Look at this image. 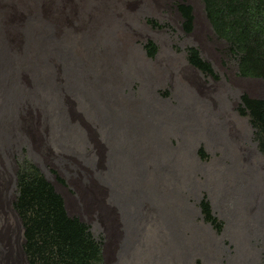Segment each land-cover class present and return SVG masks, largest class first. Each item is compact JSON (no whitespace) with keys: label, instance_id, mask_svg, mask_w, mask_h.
I'll return each mask as SVG.
<instances>
[{"label":"rangeland","instance_id":"1","mask_svg":"<svg viewBox=\"0 0 264 264\" xmlns=\"http://www.w3.org/2000/svg\"><path fill=\"white\" fill-rule=\"evenodd\" d=\"M180 4L191 8L193 24L189 33L181 29L183 20L176 8ZM0 40H4L0 45L8 54L9 76L18 75V82L28 80L30 75L24 67L32 61L41 67L40 78L50 82L55 95L58 93L52 98L40 94L39 98L30 89L10 90L14 96H10V103L15 105L14 110L8 109L10 118L23 114L36 123L37 131V124L44 123L45 128H41L47 137L42 139L50 140L57 156L68 162L73 157L92 172L104 167L99 157L104 149L101 140H109L97 123L98 114L94 119L93 75L107 76L103 66L107 60L112 63L108 72L124 81L117 90L118 98L134 104L150 98L153 112L152 119L147 120L152 124L146 123V128L153 133L149 134L151 140H163L169 156L180 162V172L184 175L187 170L194 192L183 190L180 195L199 208V214L191 215L189 224L210 225L200 210L202 200L210 205L213 218L220 224L218 231L210 225L216 236H226L215 262L235 264L242 247L254 256L253 264H264V157L256 149L255 131L248 117L238 112L242 94L252 99L264 96V82L237 75L235 58L226 44L214 37L205 20L202 0H0ZM147 43L155 49L152 57L147 56ZM187 48L197 51L198 57L210 66L212 76L202 75L187 64ZM30 71L37 73L34 67ZM74 77L80 78L76 81L78 92L72 86ZM16 106L20 112L16 113ZM22 139L4 158V166L10 167L14 195L10 202L16 215L13 204L17 176L32 165L61 196L67 215L85 224L91 237L100 243L102 264L177 263L162 245L156 248L151 243L150 219L145 211L140 229L128 235L132 243L129 250L120 256V240H112L105 219L97 212L87 213L76 207L80 203L78 191L62 168L43 162L30 147V139L25 135ZM108 198L106 203L110 205ZM223 203L227 207H221ZM240 221L247 222L255 233L247 234L239 243L244 228ZM20 231L22 240L18 243L23 250L22 226ZM183 232L185 239L190 237V231ZM25 257L27 261L26 254ZM194 264L210 261L197 256Z\"/></svg>","mask_w":264,"mask_h":264},{"label":"bare ground","instance_id":"2","mask_svg":"<svg viewBox=\"0 0 264 264\" xmlns=\"http://www.w3.org/2000/svg\"><path fill=\"white\" fill-rule=\"evenodd\" d=\"M26 49L24 48V50ZM59 53L58 55L62 52ZM63 54L65 56V53ZM8 59V54L0 45V264H28L21 245L18 243V240H22L20 231L22 225L12 210L10 202V198L14 196L11 194V177L8 173L10 167L4 166V158L11 155L14 146L17 145V140L21 141L23 135L30 139V147L38 158L47 164L52 163L61 167L69 177L77 189L80 199V203L74 205L79 206L87 213L97 212L105 219L110 227L112 240L114 242L117 239L120 240V256L129 250L132 243L129 241L130 239H127L128 235L133 231H138V228L140 229L139 221L141 223L142 217H145L143 213L146 212V217L150 219L151 243L156 248L162 245L165 253L175 257L176 264H194V258L197 256L204 257L210 261V264H219L217 261L215 262L214 258L218 253L220 254L221 240L226 236H216L210 225L189 224V218L193 214H199V208L185 202L186 199L180 195V192L185 190L193 193L192 183L190 184L187 170L184 175L183 171L180 172V162L176 157L169 156L163 140H151L152 135L149 136V134L153 133H148V128H146V123H150L147 118L151 120L153 112L150 109L152 104L149 103L151 102L149 97H145L142 104H134L125 101V98H118L117 90L124 84V81L117 80L118 77L114 78L108 72L107 69L112 64L110 62L108 64V60L103 66L107 76H98L97 74L95 77L93 75V81L96 82L95 86L93 85L94 89H91L95 93V102H92L96 107L94 119L98 114L97 123L104 128L103 133L109 140H101L104 149L102 153L99 152V157L104 167L100 166V171L92 172L83 162L72 159V155H70L72 157L70 162L57 156V150L55 153L49 144L50 140L42 139V137H47L41 128H45L44 123L37 124L39 128L37 131L36 123L25 118L23 114L16 118L19 115L17 112H20L18 106H16L17 115L10 118L8 109L14 110L15 108V105L12 106L10 103V96L14 98L12 92L19 90H15L16 87L30 89L39 98L40 94L52 98L56 97L58 93L55 95L56 90L50 85V82H45L46 79L40 78L39 68L41 67L32 61L28 64L25 63L24 67V72L30 75L28 80L18 82V75L16 77L9 76L7 72ZM33 62H35V58ZM31 67L36 68V74L31 73ZM78 78L74 77L75 82L72 85L77 92L79 91L76 85ZM60 90L64 91L63 88ZM90 95L92 96V93ZM19 130L22 136L19 134ZM177 156L181 158L179 153ZM7 164L9 165V163ZM106 197H110L107 199L110 205L106 203ZM223 206L226 205L223 203L221 207ZM142 223L144 224V222ZM240 225L244 227L242 228L244 232L242 231L238 237L240 238L239 243L245 241V238L248 237L247 234L255 233L249 228L247 222L240 221ZM186 229L191 233L190 237L185 239L182 232ZM262 232H264L263 228ZM158 235L162 240L157 239L158 242H155ZM244 250L241 247L239 255L234 259L235 264H253L254 256ZM147 260L150 261L149 258Z\"/></svg>","mask_w":264,"mask_h":264},{"label":"trees","instance_id":"3","mask_svg":"<svg viewBox=\"0 0 264 264\" xmlns=\"http://www.w3.org/2000/svg\"><path fill=\"white\" fill-rule=\"evenodd\" d=\"M176 8L183 20L181 29L189 33L191 8L184 4ZM202 9L214 37L235 58L237 75L264 82V0H202ZM145 50L148 57L154 55L151 43ZM186 61L202 75L212 76L195 49H186ZM239 101L238 112L248 117L256 149L264 157V96L252 99L242 94ZM199 206L205 221L220 230L210 205L202 200ZM13 208L21 220L28 264H102L100 243L85 224L67 215L63 199L35 166L29 165L17 176Z\"/></svg>","mask_w":264,"mask_h":264}]
</instances>
